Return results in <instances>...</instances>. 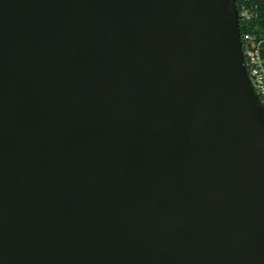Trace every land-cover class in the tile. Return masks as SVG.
Segmentation results:
<instances>
[{
	"label": "water",
	"instance_id": "1",
	"mask_svg": "<svg viewBox=\"0 0 264 264\" xmlns=\"http://www.w3.org/2000/svg\"><path fill=\"white\" fill-rule=\"evenodd\" d=\"M233 3L0 0V264H264Z\"/></svg>",
	"mask_w": 264,
	"mask_h": 264
},
{
	"label": "built area",
	"instance_id": "2",
	"mask_svg": "<svg viewBox=\"0 0 264 264\" xmlns=\"http://www.w3.org/2000/svg\"><path fill=\"white\" fill-rule=\"evenodd\" d=\"M237 17L247 18L243 6L239 7ZM240 43L248 81L264 111V39L255 40L251 35L243 34Z\"/></svg>",
	"mask_w": 264,
	"mask_h": 264
},
{
	"label": "trees",
	"instance_id": "3",
	"mask_svg": "<svg viewBox=\"0 0 264 264\" xmlns=\"http://www.w3.org/2000/svg\"><path fill=\"white\" fill-rule=\"evenodd\" d=\"M234 7L239 11L243 6L247 18H238L239 34H249L255 40L264 39V0H234Z\"/></svg>",
	"mask_w": 264,
	"mask_h": 264
}]
</instances>
